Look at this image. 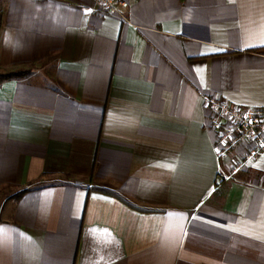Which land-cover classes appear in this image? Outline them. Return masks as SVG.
Instances as JSON below:
<instances>
[{
	"label": "crops",
	"instance_id": "1",
	"mask_svg": "<svg viewBox=\"0 0 264 264\" xmlns=\"http://www.w3.org/2000/svg\"><path fill=\"white\" fill-rule=\"evenodd\" d=\"M123 1L0 0V264H264L204 101L264 107V0Z\"/></svg>",
	"mask_w": 264,
	"mask_h": 264
},
{
	"label": "built area",
	"instance_id": "2",
	"mask_svg": "<svg viewBox=\"0 0 264 264\" xmlns=\"http://www.w3.org/2000/svg\"><path fill=\"white\" fill-rule=\"evenodd\" d=\"M109 14L126 18L123 0H96ZM210 110V125L218 133V156L226 157L241 144H249L248 151L231 165V172L243 170L248 161L264 153V107L231 103L224 97L208 95L204 98Z\"/></svg>",
	"mask_w": 264,
	"mask_h": 264
},
{
	"label": "rangeland",
	"instance_id": "3",
	"mask_svg": "<svg viewBox=\"0 0 264 264\" xmlns=\"http://www.w3.org/2000/svg\"><path fill=\"white\" fill-rule=\"evenodd\" d=\"M20 188L18 187H4L0 189V208L4 205L5 202L10 200L15 196Z\"/></svg>",
	"mask_w": 264,
	"mask_h": 264
},
{
	"label": "trees",
	"instance_id": "4",
	"mask_svg": "<svg viewBox=\"0 0 264 264\" xmlns=\"http://www.w3.org/2000/svg\"><path fill=\"white\" fill-rule=\"evenodd\" d=\"M29 73V71L19 70V71H10L5 73H0V83H2L4 80L15 78V77H22ZM27 189H23L19 192L18 196L26 192Z\"/></svg>",
	"mask_w": 264,
	"mask_h": 264
}]
</instances>
